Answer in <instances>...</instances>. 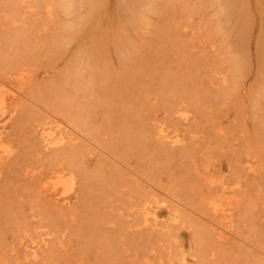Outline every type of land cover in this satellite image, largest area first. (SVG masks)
I'll list each match as a JSON object with an SVG mask.
<instances>
[{
    "label": "rangeland",
    "instance_id": "obj_1",
    "mask_svg": "<svg viewBox=\"0 0 264 264\" xmlns=\"http://www.w3.org/2000/svg\"><path fill=\"white\" fill-rule=\"evenodd\" d=\"M243 1L0 0V264H264V4Z\"/></svg>",
    "mask_w": 264,
    "mask_h": 264
},
{
    "label": "bare ground",
    "instance_id": "obj_2",
    "mask_svg": "<svg viewBox=\"0 0 264 264\" xmlns=\"http://www.w3.org/2000/svg\"><path fill=\"white\" fill-rule=\"evenodd\" d=\"M245 1H246V0H245ZM258 1H259V0H258ZM234 2H241V4L244 5L247 1L244 2L243 0H234ZM259 2H261V3L264 4V0H260ZM263 7H264V5H263ZM262 15H263V16H262L261 31H264V9H263V14H262ZM130 16H131V15H130ZM132 17H133V16H132ZM134 19H135V18H134ZM245 27H246V24H245V23H243V25L241 24L240 26H238L239 35H240V34L242 35L243 31H244V33H246V30H245V29H247V28H245ZM262 29H263V30H262ZM246 34H247V33H246ZM246 34H244V35L246 36ZM262 34H263V33H260V34H259L260 37H259V39H258V41H259V50H261L262 47L264 46V44L262 45V43L264 42V41H263L264 39H262V38L264 37V35H262ZM242 36H243V35H242ZM261 36H262V38H261ZM243 37H244V36H243ZM263 48H264V47H263ZM262 51H264V50L262 49ZM124 63H125V62H124ZM125 64H126V63H125ZM105 75H106V74H105ZM103 76H104V74L102 75V78H104ZM111 76H112V75H111ZM105 77H106V76H105ZM89 78H90V77H89ZM97 78H98V76H97ZM107 78H108V77H107ZM21 80H23V78H22ZM97 81H98V80H97ZM104 81H105V80H104ZM94 82H95V81H94ZM94 82H93V83H94ZM100 82H101V80H100ZM100 82H99V83H100ZM107 82H108V81H107ZM225 82H226V86H227V82H228V86L230 85V83H229V81L227 80V78H225ZM102 83H103V81H102ZM104 83H105V82H104ZM100 84H101V83H100ZM106 84H108V83H106ZM110 85H111V84H110ZM233 85H234V88H236V89L239 88L238 91L241 90V91L243 92V90L246 89V86H244V85H245V82H244V83H240V84H237V83L235 84V83H233ZM233 85H231V87H232ZM97 86H98V85H97ZM112 86H113V84H112ZM88 87H89V86H88ZM113 87H114V86H113ZM90 88H91V87L88 88V89H89V92H90V90H93V88H92V89H90ZM94 88H95V87H94ZM99 88H102V87H98V89H99ZM103 88H104V86H103ZM102 90H104V89H101V91H102ZM106 91H108L107 88H106ZM112 91H113V90H112ZM103 92H105V90H104ZM109 92H110V91H109ZM113 92H114V91H113ZM111 93H112V92H111ZM248 93H249V92H248ZM248 93H247V94H248ZM113 94H114V93H113ZM113 94H111V95H113ZM238 95H239V98L242 99V98L245 96V93H244V94H241V92H239ZM133 97H136V99H138V98H137L138 96H133ZM9 98H10V96H9ZM9 98L7 99L6 97L4 98V97H1V96H0V117H2V115L4 114V113H3V112H4V109L7 108V106H9V105H10V102L12 101L11 98H10L11 101L8 102V101H9ZM12 98H13V96H12ZM13 99H14V98H13ZM139 99H140V98H139ZM140 100H141V99H140ZM140 100H139V101H140ZM13 101H15V100H13ZM139 101H138V102H139ZM110 102H112V101H110ZM129 102H130V101H129ZM112 103H113V102H112ZM132 103H133V102H132ZM132 103H131V104H132ZM134 103L136 104L135 100H134ZM139 103H140V102H139ZM139 103H138V104H139ZM141 104H142V103H141ZM141 104H139V105H140V108L142 107ZM128 105H129V104H128ZM128 105H127V106H128ZM132 105H133V104H132ZM109 106H111V105L109 104ZM130 107H131V106H130ZM132 107H133V106H132ZM136 108L138 109L139 107H136ZM135 110H136V109H135ZM135 110L132 109V111H135ZM138 110H139V111L141 110L140 112H142V109H138ZM128 111H130V110H128ZM130 112H131V111H130ZM136 112H137V111H136ZM132 113H133V112H132ZM135 114H136V113H134V115H135ZM13 116H14V115H13ZM136 117H141V115H137V114H136ZM10 119H11V118H10ZM17 119H18V118H17ZM17 119H16V121H18ZM138 119H139V118H138ZM12 120H13V118H12ZM12 120H11V122H12ZM139 120H140V119H139ZM14 121H15V119H14ZM14 121H13V122H14ZM141 121H142V120H141ZM18 123H19V122H18ZM136 123H137V124H136L137 126H138L139 124H141V122H140V123L136 122ZM5 124H6V123H5ZM143 124L145 125L144 122H143L141 125H143ZM1 125H2V124H1ZM128 125H130V124H127V126H128ZM136 125H135V126H136ZM147 125H148V124H147ZM2 126H5V125L3 124ZM130 126H131V125H130ZM130 126H128V127L130 128ZM137 126H136V130H137L136 132H138V131L140 130V128H141V130H144L143 128H145V129L148 128V130L154 128V127H150V126H146L147 128H146V127H143V128H142L140 125H139L140 128H137ZM128 127H126V130H127V132H130V131H128V129H127ZM149 127H150V128H149ZM157 127H158V126H157ZM34 128L37 130V127H34ZM34 128H33V129H34ZM133 128H134V127H133ZM161 128H162V127H161ZM1 129H2V127H0V130H1ZM42 129H43V128H42ZM134 129H135V128H134ZM138 129H139V130H138ZM157 129H158V128H156V130H157ZM159 129H160V128H159ZM38 130H39V129H38ZM152 130H153V129H152ZM152 130H151V132H152ZM175 130H177V129H175ZM227 130H228V133H229V131H231V130H229V129H227ZM132 131H133V130H132ZM132 131H131V132H132ZM232 131H233V130H232ZM141 132L144 133L143 131H141ZM146 132H147V130H146ZM146 132H145V133H146ZM151 132H150V133H151ZM163 132H165V130H164V131H163V130H160V131H159V134H158V133H154V132H152L151 135L149 134V136H150V138H151V136L153 137L154 134H157V137H158V135H159V138L161 139L160 141H161V142H162V141L164 142V138L167 139V136H168V135L165 136V134H164ZM132 133H133V132H132ZM134 133H135V131H134ZM138 133H139V132H138ZM138 133H135V134L138 135ZM145 133H144V135H145ZM148 133H149V132H148ZM226 133H227V132H226ZM39 134H40V133H39ZM126 134H127V133H126ZM139 134H141V133H139ZM146 134H147V133H146ZM131 135H133V134H131ZM52 136H53V135H51L50 133L46 132L45 130H42V133H41V138H42V140H41V141H43V144H44V148H45V150L48 149L49 151H51L53 147H57V150H58V151H57V150L55 151V155H54V153H53V157H55V158H56V157H64L63 154H72L73 156L75 155V157H76V155H78L79 152L81 153V151H79V149H77L76 146H78V145H77L76 143H75L76 146H73V147H66V146H65V145H71V146L74 145V142H76L77 140L75 139V141H73V139H72L73 137L70 138V137L68 136L69 138H66V137H64V136H60V137H54V136L52 137ZM141 136H142V134H141ZM141 136H140V137H141ZM147 136H148V135H146V137H147ZM149 136H148V138H149ZM154 136H155V135H154ZM177 136H178V134H177ZM225 136H226V137H225L224 141L226 142V140H227L229 137L227 138V136H228L227 134H226ZM229 136H230V135H229ZM231 136H233V134H231ZM137 137H139V136H137ZM144 137H145V136H144ZM144 137H143V139H144ZM146 137H145V139H147ZM155 137H156V136H155ZM155 137H153V138H155ZM157 137H156V138H157ZM168 137H170V136H168ZM175 137H176V136H175ZM211 137H212V136H211ZM119 138H121V137H119ZM119 138H118V139H119ZM125 138H126V137H125ZM156 138H155V139H156ZM162 138H163V139H162ZM223 138H224V137H223ZM1 139H2V138H1V134H0V142L2 143ZM109 139H110V138H109ZM121 139L123 140V137H122ZM127 139H129V137H127ZM155 139H154V140H155ZM157 139H158V138H157ZM173 139H174V138H173ZM213 139H214V137H212V138L210 139V142H211V141H214ZM215 139L217 140V137H216ZM110 140H112V139H110ZM125 140H126V139H125ZM167 140H168V139H167ZM180 140H181V139H180ZM28 141H30V140H28ZM28 141H27V142H28ZM38 141H39V140H38ZM41 141H40V142H41ZM137 141H138V140H135L136 143L140 142V141H138V142H137ZM160 141H159V142H160ZM176 141H177V140H176ZM4 142H5V141H4ZM33 142H34V143H33L34 146H33V145H31V146H33V148H34L36 143H35V141H33ZM113 142H114V141H113ZM117 142H118V141H117ZM130 142H131V143L133 142V143L135 144V142H134L133 140L130 141ZM130 142H129V143H130ZM161 142H160V143H161ZM173 142H174V141H173ZM173 142H172V143H173ZM5 143H6V142H5ZM72 143H73V144H72ZM80 143H82V142H80ZM114 143H116V142H114ZM124 143H125V141H124ZM124 143H123V145H124ZM131 143H130V144H131ZM155 143H157L156 145H158V140H157V142H155ZM174 143H176V142H174ZM177 143H178V142H177ZM185 143H186V142H185ZM230 143H231V142H230ZM39 144H41V143H39ZM111 144H112V143H111ZM116 144H117V143H116ZM121 144H122V143H121ZM130 144H129V146H130V149H131V147H132L131 145H132V144H131V145H130ZM140 144H142V143L140 142ZM143 144H144V143H143ZM161 144H162V143H161ZM161 144L159 145L160 147L158 146V150H160V152H161V150H162L161 147L163 146V144H162V145H161ZM164 144H165V143H164ZM168 144H169V142H168ZM170 144H171V142H170ZM186 144H187V143H186ZM186 144H185V146H186ZM27 145L30 147V144H27ZM62 145H64V146H63L64 148L61 149ZM81 145H82V144H81ZM119 145H120V144H119ZM182 145H183V144H182ZM60 146H61V147H60ZM84 146H86V145H84ZM137 146H138V144H137V145L135 144L134 148H135V147L137 148ZM165 146H166V145H165ZM185 146H183V147L186 148L188 145H187L186 147H185ZM189 146H190V145H189ZM195 146H196V148H194ZM41 147H42V146H41ZM58 147H59L61 150H59ZM65 147H66V148H65ZM78 147L81 148L82 146H78ZM87 147H88V146H87ZM87 147H86V148H87ZM112 147H113V146H112ZM127 147H128V146H127ZM140 147H141V146H140ZM140 147H138V149H139ZM167 147H168V146H167ZM183 147H182V148H183ZM194 147H191V146H190L188 149H190V148H193L194 150L197 149V145H194ZM33 148H31V150H32ZM82 148H84V147H82ZM121 148H122V147H121ZM132 148H133V147H132ZM174 148H175V147H174ZM184 148H183V149H184ZM50 149H51V150H50ZM87 149H88V148H87ZM113 149H114V148H113ZM130 149L128 148V150H130ZM170 149H171V147H170ZM179 149H180V148H179ZM183 149H180V150L182 151ZM188 149H187V150H188ZM34 150L36 151V153H35L34 151H32V152H30V153L27 152V151H29V149H28V150L25 149V152L27 153V155L30 154V156H31L32 154H33V155H35V154H40L41 150L44 151V149H39V150H40V151H39V150H36V148H35ZM54 150H55V148H53L52 151L54 152ZM81 150L83 151V149H81ZM84 150H85V149H84ZM110 150H111V148H110ZM117 150H118V149H117ZM126 150H127V149H126ZM158 150H157V152H159ZM172 150H173V149H172ZM177 150H178V149H177ZM184 150H185V149H184ZM184 150H183V151H184ZM237 150H238V149H237ZM37 151H38V152H37ZM43 151H42V153H44ZM52 151H51V152H52ZM89 151H90V150H89ZM140 151H142V150H140ZM162 151H165V154H166V152H167V150H165V149H163ZM188 151H189V153H190V152L193 151V150H188ZM111 152H112V151H111ZM138 152H139V151H138ZM179 152H180V151H179ZM193 152H194V151H193ZM34 153H35V154H34ZM42 153H41V155H42ZM45 153L47 154V150L45 151ZM45 153H44V156L47 157V156L45 155ZM181 153H182V152H181ZM187 153H188V152H187ZM187 153H186V155L188 156L189 153H188V154H187ZM5 154H6V153H5ZM8 154H10V153H8ZM8 154H7V155H8ZM11 154H12V153H11ZM19 154H20V153H19ZM19 154H17V155L19 156ZM49 154H50V156H49ZM49 154H48L49 157L45 158V160H47V161H48V160L50 161V157H52V156H51V153H49ZM58 154L63 155V156H58ZM82 154H84V153H82ZM88 154H89V153H88ZM88 154H87V152H85V155H88ZM110 154H111V153H110ZM119 154H120V152H119ZM125 154H127V153H125ZM142 154H143V152H142ZM182 154H184V152H183ZM191 154H192V152H191ZM15 155H16V154H15ZM15 155H14L13 158H16V157H17V155H16V157H15ZM140 155H141V154H140ZM156 155H157V157H159V156L162 155V154L159 155V154H156V153H155V157H156ZM158 155H159V156H158ZM166 155H167V154H166ZM168 155L170 156V153H168ZM168 155H167V158L169 157ZM11 156H12V155H11ZM20 156H21V155H20ZM20 156H19V157H20ZM66 156H68V155H66ZM66 156H65V157H66ZM125 156H126V155H125ZM171 156H172V154H171ZM184 156H185V154H184ZM37 157H39V155H38ZM42 157H43V156H42ZM65 157H64V158H65ZM68 157H71V156L69 155ZM75 157H72L71 159L73 160V158H75ZM83 157H84V156L82 155V157L79 158V159H82ZM87 157H88V156L84 157L83 160H84L85 158H87ZM155 157H154V159H156ZM5 158H7V157H5ZM24 158H26V156H25ZM77 158H78V157H77ZM116 158H118L117 155H116ZM159 158H160V157H159ZM167 158H165V159H167ZM9 159L11 160V157H10ZM36 159H37V158H36ZM38 159L41 160L42 158H38ZM52 159H53V158H52ZM71 159H70V160H71ZM119 159H120V158H119ZM121 159H123V158L121 157ZM1 160H2V156H1V153H0V161H1ZM43 160H44V158H43ZM59 160H60V159L57 160V161H58V162H57L58 165L60 164V163H59ZM72 160H71V161H72ZM83 160H82V161H83ZM123 160H124V159H123ZM157 160H158V159H156V162H155V163H156V165L158 166V164H157ZM160 160H161V159H160ZM11 161H12V160H11ZM64 161H65V160H64ZM73 161H74V160H73ZM78 161H79V160H78ZM117 161H118V160H117ZM120 161H121V160H120ZM153 161H154V160H153ZM1 162H5V161H1ZM9 162H10V161H9ZM41 162H43V161L41 160ZM52 162H54V163L56 164V161H52ZM60 162H61V160H60ZM84 162H85V160H84ZM15 163H16V162H15ZM18 163H19V162H18ZM66 163H67V162H66ZM69 163H70V162H69ZM81 163H83V162H81ZM81 163H80V161H79V163H77V164H81ZM87 163H88V161H87ZM121 163H122V162H121ZM1 164H2V163H0V165H1ZM61 164H62V163H61ZM70 164H71V163H70ZM70 164H68V165H70ZM73 164L75 165L74 162H73ZM73 164H71L70 166L66 165L67 168H66V167H63V166H60V165H59V167H60V168L63 167L62 169L65 168V169H67V171L69 170L68 168H70V169H72L71 172H73V168H74V165H73ZM4 165H5V164H4ZM6 165L9 166L7 162H6ZM64 165H65V164H64ZM81 166H82V165H81ZM84 166H85V165H84ZM49 167H51V166H49ZM2 168H3V167H2ZM2 168H0V169L2 170ZM60 168H59V169H60ZM250 168H251V167H250ZM54 169H55V167H54ZM62 169H60V170H62ZM48 170H49V169H48ZM48 170H46V172L51 173V175H50L49 177L44 176L45 179H46V178H49V180H47V184L44 183V185L46 186V187H43L44 190H45V188H46V190H47L48 192L50 191L52 195H58L59 193L61 194V192H59L60 187H61V186L63 185V183L66 182L67 180L65 179L66 181H63V177H62L63 175L60 176L61 174L59 175L58 173H56L57 171L52 173V171L49 172ZM51 170H52V169H51ZM56 170H57V169H56ZM250 170H251V169H250ZM58 171H59V170H58ZM83 171H84V170H83ZM209 171H210L209 168H207V180H208L209 185L212 186V187H214L213 184L215 183V181H214V179L212 178V174H210L212 171H210V172H209ZM69 173H70V172H69ZM84 173H85V175H84L83 172H82L83 176L86 177V176H87V175H86V172H84ZM76 174H80V173H76ZM80 175H81V174H80ZM83 176H82V177H83ZM87 177H89V174H88ZM42 178H43V176H42ZM44 178H43V179H44ZM45 179H44V180H45ZM82 179H83V178H82ZM85 179H86V178H85ZM41 180H42V179H41ZM40 185H41V184H40ZM44 185H43V186H44ZM64 185H65V184H64ZM62 187H64V186H62ZM66 188H67V187H66ZM62 189H64V188H62ZM62 189H61V190H62ZM210 189H211V187H210ZM61 190H60V191H61ZM84 190H86V189H84ZM87 191H88V190H87ZM65 192H66V191H65ZM67 193H69V192H67ZM48 194H49V193H48ZM87 194H89V195H87ZM144 194H145V193H143V196H146V195H144ZM146 194L149 195V193H147V192H146ZM151 194H152V193H151ZM151 194H150V195H151ZM78 195H79V194H78ZM86 195L89 196L90 199H93L92 196H91V194H90L89 192L86 193V192H84L83 190H82V192H80V195H79L80 198H79L78 196H77V198H79L78 200L81 201V200H83V199H86ZM140 195H142V194H140ZM148 195H147V196H148ZM90 196H91V197H90ZM210 197H213V196H210ZM45 198H46V197H45ZM48 198H49V197H48ZM66 198L68 199V197H66ZM137 198H138V197H137ZM208 198H209V197H208ZM221 198H222V197H221ZM228 198H230V196H229V197H226V200H227ZM46 199H47V198H46ZM59 199H60V198H59ZM138 199H140V198H138ZM138 199H137V200H138ZM145 199H146V198H145ZM148 199H149V198H147L145 201L147 202ZM151 199H152L151 202H154V203H152V204H155V202H157V201H156V195H155V194H154V198L152 197ZM153 199H154L155 201H154ZM48 200H50V199H48ZM51 200H52V199H51ZM60 200H61V199H60ZM207 200H209V199H207ZM80 201H79V202H80ZM92 201H93V200H92ZM138 201H139L140 203H142L140 200H138ZM55 202L57 203V200H56ZM58 202H60V201H58ZM62 202H63V201H62ZM81 202H82V201H81ZM151 202H150V204H151ZM158 202H159V200H158ZM148 203H149V202H147L146 204H148ZM210 203H211V202H210ZM61 204H62V203H61ZM213 204H214V202H212V203L209 204V205L213 206ZM234 204H235V202H234V199L232 198V201H229V202L226 204V205L229 206V207L226 208V209H224V210L222 209L223 212H224V214H225L226 212H232V209H234V207H235ZM64 205H65V203H64ZM209 205H208V206H209ZM215 205H216V203H215ZM217 205H218V204H217ZM148 206H149V204H148ZM159 206H160V205H159ZM218 206H219V205H218ZM141 207H143V206H141ZM149 207H151V206H149ZM153 207H154V206H153ZM143 208H144V207H143ZM155 208L158 209L157 206H155ZM213 208L215 209V207H213ZM66 209H67V208H65V210H66ZM69 209H70V208H69ZM69 209H68V211H69ZM218 210H219V209H218ZM143 211H145L146 213H147V211H148V213H149V212H150V213L153 212V210H152V212H151V210H148V209H147V210L144 209ZM154 211H155V210H154ZM233 211H234V210H233ZM145 212H144V213H145ZM221 212H222V211H221ZM146 213H145V214H146ZM148 213H147V214H148ZM156 213H157V212H156ZM156 213L153 212L154 215H155ZM230 214H232V213H227V214H226V217H228ZM62 215H63V214H62ZM147 216H148V215H147ZM150 216H152V215H150ZM230 216H231V215H230ZM157 217H158V216H157ZM144 218H145V217H144ZM146 218H147V217H146ZM153 218H154V216H153ZM155 218H156V217H155ZM155 218H154V219H155ZM228 218H229V217H228ZM230 218H231V217H230ZM97 221H98V220H97ZM100 221H101V220H100ZM146 221H147V220H146ZM148 221H149V220H148ZM148 221H147L146 224L149 223ZM152 221H153V220H152ZM152 221H151V222H152ZM153 222L155 223L156 221H153ZM100 223H101V222H100ZM97 224H98V223H97ZM207 228H208V226H207ZM208 229H209V228H208ZM196 231H197V230H196ZM202 231H205V230L203 229ZM209 231H210V229L208 230L207 233H209ZM199 232L201 233V231H199ZM212 232H213V231H212ZM212 232H210V234H211ZM200 233H196L197 236H198V234H200ZM203 233H204V234H202V233H201V234L204 235V236H205V234H207L206 232H203ZM140 234H141V233H140ZM210 234H208L209 236H207V237H211ZM211 235H212V234H211ZM204 236H201V235H200L201 238H199V239H202V237L205 238ZM203 240H204V239H203ZM207 243H209V241H207ZM207 245H208V244H207ZM31 251H32V250H31ZM36 251H37V250H36ZM32 253H35L34 250L32 251Z\"/></svg>",
    "mask_w": 264,
    "mask_h": 264
}]
</instances>
